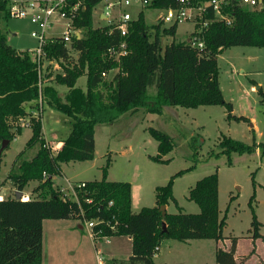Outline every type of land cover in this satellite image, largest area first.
<instances>
[{"label": "trees", "instance_id": "16d2710c", "mask_svg": "<svg viewBox=\"0 0 264 264\" xmlns=\"http://www.w3.org/2000/svg\"><path fill=\"white\" fill-rule=\"evenodd\" d=\"M101 1L66 0L68 10L78 4L74 24L81 29L82 36L73 37L69 44L62 38L45 43L47 57L60 60L64 70L52 78L51 73H40L28 51L18 50L8 43L2 23L10 18L9 1L0 0V146L6 139L10 140V145L21 133L19 120L29 114L28 104L39 102L40 98L72 118V129L67 136L58 139L63 145L56 151L44 137L41 116L30 119L32 135L14 160L9 178L22 193L32 181L38 184L28 200L17 198L16 193L13 197L0 198V264H43V220L46 218H75L84 226L87 220L95 219L99 222L94 229H101L103 236H130L131 255L125 260L113 258L108 264H155L156 248L164 238L182 241L226 238L223 230L227 213L221 214L217 172L202 177L190 189L189 198L199 204L200 211H167L165 215L161 206L169 205L171 200L178 202L173 195L172 179L156 188L155 206L134 212L132 183L108 179L110 162L103 168L102 179L85 180V186L76 187L77 199L65 198L55 186L54 176L62 173L63 162L94 158L97 124L114 122L124 113L140 108L162 113L165 105L221 104L226 106L229 118L249 121L244 115L233 114V103L223 95L219 54L234 45L264 46V6L251 8L239 0H230L225 12L233 16V23L212 22L204 29L205 43L201 49L187 40L175 39L179 24L161 29V21L152 26L142 10L129 22L125 37L128 54L115 59L108 50L119 45L124 37L114 23L94 26V9ZM180 4L181 0H150L148 5L162 9ZM168 35L173 36V40L164 44L163 37ZM116 67L119 71L107 80L106 75ZM84 73L87 89L77 85ZM56 84L67 86L64 97ZM152 87L156 89L154 93L150 92ZM150 132L159 142L160 153L153 158L167 161L162 154L174 148L172 136L155 127H150ZM35 144H39L36 154L25 158L26 149ZM219 145L221 152L230 155V163L233 152L243 154L257 147L264 152V142L247 144L226 135ZM2 155L3 152L0 168ZM234 198L232 196L231 200ZM250 204L253 207L252 237L264 239L252 199ZM238 240L232 237L228 249L218 246V264H241L236 257ZM254 252L255 248L250 251Z\"/></svg>", "mask_w": 264, "mask_h": 264}, {"label": "rangeland", "instance_id": "374dc122", "mask_svg": "<svg viewBox=\"0 0 264 264\" xmlns=\"http://www.w3.org/2000/svg\"><path fill=\"white\" fill-rule=\"evenodd\" d=\"M108 1L102 0L94 9V26L116 23L123 12L133 17L144 11L147 22L154 26L161 22L164 10L143 5L141 0H132L129 5L118 4L112 8L111 15L102 18L107 10ZM121 1V0H120ZM123 1V0H122ZM165 22L161 29L169 27ZM8 43L18 50L32 51L38 46V39L32 35L36 26L28 19L10 17L2 23ZM154 28V27H153ZM194 25L186 21L178 26L176 40H186L192 34ZM63 28L57 29L61 35ZM48 33H52L49 30ZM50 35V34H49ZM173 36H164L163 43H169ZM77 57L78 55L75 54ZM57 61L46 60L43 75L51 73L55 77L63 68ZM220 82L223 95L233 103V114L244 115L246 120L228 117L226 106L221 104L185 107L165 105L162 113L148 112L144 108L127 112L111 123H100L95 128L96 148L93 159L73 160L62 163V173L54 176L56 187L68 192L75 199L70 189L71 184L85 180L102 179L103 168L110 162L107 178L130 181L132 183L134 212L143 207L156 205V188L166 185L172 179L173 200L169 212L200 211L199 204L189 198L190 189L202 177L218 173L219 204L221 214L227 213L224 226V239L215 238L189 239L164 238L162 249L156 254V261L163 264H218L216 249L219 244L231 245L232 237L240 238L238 250L244 253L254 244L253 207L261 232L264 234V152L257 147L252 152L230 155L221 152L219 145L224 135L241 140L247 144L264 142V46L234 45L219 54ZM119 68L110 71L106 78L110 80ZM47 78V77H46ZM45 78V79H46ZM50 78V79H52ZM49 79V78H48ZM77 85L87 89V74L81 75ZM60 95L64 97L67 86L56 84ZM155 87L150 89L151 93ZM30 105V104H29ZM32 116L42 118L43 134L49 145L67 136L72 129V118L53 108L46 101L31 102ZM28 119V118H27ZM21 133L8 144L3 151L0 168V197L15 196L16 185L9 178V173L18 153L26 148L32 135L31 126H21ZM150 127L158 128L172 136L174 148L162 154L167 161L153 158L159 152L158 140L151 134ZM51 143H50V142ZM39 149V144L26 149L25 158H32ZM188 169V170H187ZM184 170L183 173H178ZM38 184L32 181L25 188L31 190ZM254 197L252 198V196ZM235 196L233 200L231 197ZM167 210V207H166ZM80 221V220H79ZM43 264H108L112 258H127L132 252V241L126 235L110 237L111 242L93 240L89 229L78 226L75 218H46L43 220ZM260 255L264 257V241L260 245ZM162 254V256H161Z\"/></svg>", "mask_w": 264, "mask_h": 264}, {"label": "built area", "instance_id": "2783aa9c", "mask_svg": "<svg viewBox=\"0 0 264 264\" xmlns=\"http://www.w3.org/2000/svg\"><path fill=\"white\" fill-rule=\"evenodd\" d=\"M9 1V14L14 18H25L30 20L35 26L36 30L32 32V35L38 39V46L35 50L28 51L32 58L38 64L40 73L43 75L42 70L46 67L45 61H57V59H49L44 49L45 43L49 39L56 40L62 38L67 44H69L73 37H81L82 31L74 24V18L76 16V10L78 4L73 5L69 10L66 9V0H8ZM240 3L248 5L251 8H262L264 6V0H239ZM143 5H148L150 0H141ZM230 0H205L196 2L194 0H181V4L178 7L162 8L164 12L159 16L163 23L167 22L170 25L181 24L186 21H191L194 25L192 34L186 39L193 46L201 49L204 47V29L208 27L212 22L223 20L227 24L233 23V16L225 12L226 6ZM132 0H119L117 2L108 1L107 10L103 12L105 17L111 15L112 8L118 4L129 5ZM133 16L125 11L121 15L118 22L114 23L116 28L120 31V34L124 39L117 46H111L109 48L110 55L115 59H120L122 56L128 54V44L125 39L130 29V20ZM112 23V22H111ZM63 28V33L59 35L57 29ZM52 30V33H48ZM50 34V35H49ZM59 65L60 60L57 62ZM62 66V65H61ZM63 68V67H62ZM42 103V98L39 99ZM21 126H30V119L21 118L19 120ZM52 146V145H51ZM52 148L56 151L54 146ZM86 185L85 181L71 184V191L75 199H77L76 187H83ZM64 191V189H61ZM65 198L69 196V193L64 192ZM23 200H28L30 196L23 192L21 195ZM112 203V201H111ZM99 221L95 219L87 220L85 225L89 229L90 236L93 240H109L110 237L101 235V229L96 231L94 226ZM158 247L156 248V251Z\"/></svg>", "mask_w": 264, "mask_h": 264}, {"label": "crops", "instance_id": "0c3cea01", "mask_svg": "<svg viewBox=\"0 0 264 264\" xmlns=\"http://www.w3.org/2000/svg\"><path fill=\"white\" fill-rule=\"evenodd\" d=\"M102 18H105V16H104V14H103V12H102ZM190 36V35H189ZM188 36V37H189ZM188 37H187V39H188ZM30 104V105H29ZM28 104V111H29V113H30V111L31 110H33V108L32 107H30L31 106V103H29ZM24 118H28L29 119V114H27ZM50 142V141H49ZM51 143V142H50ZM55 144L53 145L52 144V146H54L55 147V149H60L61 147H62V145H63V141L62 140H58V141H56V142H54ZM111 180V179H110ZM76 183H78V182H76ZM56 186V185H55ZM62 189V188H61ZM15 191L17 192V189H15ZM133 191V190H132ZM24 192H25V190H24ZM0 198H2V197H0ZM168 209H169V205H167V211H168ZM77 220V219H76ZM78 226L80 227V228H84L85 226L78 220ZM262 233V232H261ZM127 236V235H126ZM112 237H114V236H112ZM128 238L132 241V239H131V237L130 236H128ZM244 238H251L252 239V242H253V244H254V246L250 249V250H247L246 252H244V253H239V248H238V245H239V241H240V238H239V240H238V244H237V251H236V257H237V260L241 263V264H264V257H262L261 255H260V252H259V249H260V245H261V243H263V241H264V239L263 238H256V239H254L253 237H252V234H250V235H248V236H245ZM106 242L107 243H110L111 242V240H110V238H109V240H106ZM218 246H221V247H223V248H225V249H228L229 247H230V245L229 246H227V244H225V245H221V244H219ZM218 248V247H217ZM253 248H255V252L254 253H250V251L253 249ZM162 249V243L160 244V246H158V250L156 251V253H155V255H154V261H155V264H163L164 262L162 261V262H158V261H156L155 259H156V254L158 253V252H160V250ZM131 255V254H130ZM129 255V256H130ZM128 256V257H129ZM161 256H162V254H161ZM127 257V258H128ZM116 259H122V258H119V257H115ZM127 258H124V260L125 259H127ZM113 259V258H112Z\"/></svg>", "mask_w": 264, "mask_h": 264}, {"label": "water", "instance_id": "95a60500", "mask_svg": "<svg viewBox=\"0 0 264 264\" xmlns=\"http://www.w3.org/2000/svg\"><path fill=\"white\" fill-rule=\"evenodd\" d=\"M107 1V0H106ZM10 140L9 139H6L2 142L1 146H0V153H2L4 151V149L6 148V146L9 144ZM16 195H17V198H20L21 195H22V191L20 190H17L16 192ZM166 207L167 205L163 204L161 206V210H162V214L165 215L167 213V210H166ZM166 223L164 222L163 223V229L166 230Z\"/></svg>", "mask_w": 264, "mask_h": 264}]
</instances>
